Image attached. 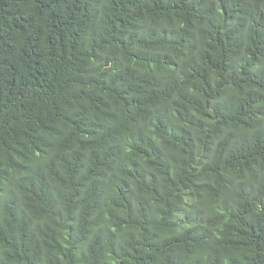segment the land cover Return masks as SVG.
I'll list each match as a JSON object with an SVG mask.
<instances>
[{"label": "trees", "instance_id": "obj_1", "mask_svg": "<svg viewBox=\"0 0 264 264\" xmlns=\"http://www.w3.org/2000/svg\"><path fill=\"white\" fill-rule=\"evenodd\" d=\"M0 264H264V0H0Z\"/></svg>", "mask_w": 264, "mask_h": 264}]
</instances>
